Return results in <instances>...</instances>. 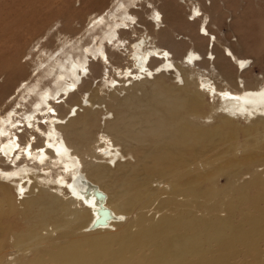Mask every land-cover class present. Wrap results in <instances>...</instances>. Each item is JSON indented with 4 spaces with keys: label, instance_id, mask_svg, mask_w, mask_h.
Here are the masks:
<instances>
[{
    "label": "bare ground",
    "instance_id": "bare-ground-1",
    "mask_svg": "<svg viewBox=\"0 0 264 264\" xmlns=\"http://www.w3.org/2000/svg\"><path fill=\"white\" fill-rule=\"evenodd\" d=\"M93 1L0 58V264H264V74L220 39L225 1ZM225 169L233 194L186 212Z\"/></svg>",
    "mask_w": 264,
    "mask_h": 264
},
{
    "label": "rangeland",
    "instance_id": "rangeland-1",
    "mask_svg": "<svg viewBox=\"0 0 264 264\" xmlns=\"http://www.w3.org/2000/svg\"><path fill=\"white\" fill-rule=\"evenodd\" d=\"M223 1L226 3V8H224V10L220 8L215 9L217 12H221L224 14V17H226L225 20L223 19L224 26L222 24V32H219L220 39L226 44L233 43L234 51L236 53H240L244 56L254 59V67L250 75L252 78L257 77L262 79V75L264 74V0ZM161 2V0H158L157 4H160ZM178 3L183 5L182 7L185 13L190 11V6L185 3V0H178ZM96 9H98V6L95 5V2H92V0H0V58L2 61H8L13 57L20 58L17 55V51L25 46V40H28L29 36H31V33H42L46 26H48V29L51 28L52 30H55L56 27L62 29L64 25H68L69 21L73 20L75 22L81 19L83 20L87 14ZM207 23L205 25H207ZM53 27H55V29H53ZM124 30L127 29H121L119 32ZM203 30H207V28L205 27V29H203V25H201L199 32H201L203 35H208V32ZM119 32L117 33V39L121 38ZM21 36L24 39H22L23 41L21 40ZM181 37L179 36V38ZM105 55L107 57L106 50ZM169 55H172L170 59L176 63H179L173 57L171 52ZM184 58H182V61ZM202 59L203 57L199 59V61L194 62H200ZM148 61H150V59ZM150 64L151 63L147 64V66ZM176 68L177 67H175V69L169 70L172 72L175 70L174 73H176L178 72ZM3 77L4 75L1 76L0 82L3 80ZM80 84L81 83L79 82L76 88H78ZM93 86H96V82ZM73 91H75V89ZM122 91L123 95H121V92H119V95L128 98L130 93L125 90ZM63 95H66V93H63L60 96L63 97ZM210 99L212 102V98ZM0 104H2V102ZM152 124L154 123H151V126L148 127L150 128L149 130L151 133V129L156 130L165 126L168 127L169 125V123L165 121H158L156 124ZM246 124L247 122L243 123L242 125L244 126ZM144 127L145 123H141L138 125L137 129L144 131ZM231 134L232 137L230 140L227 142L219 140L218 144L215 146L214 152L207 154V156H213L210 158V161H212L213 166L216 168L222 164L225 167V163L228 161V155L226 154L231 144L241 145L245 140V135L242 130L239 131L238 135H236V133ZM256 138H259V140L262 141L261 146L264 147L262 135L259 134L256 136ZM252 139L253 138L250 137L249 141ZM254 155H256V153ZM204 159H206V157L201 160ZM261 164L262 163H256L255 165L257 166ZM194 165L195 162L192 164V166ZM214 173L215 170L212 171L211 175L213 176ZM232 173L234 172L230 171V169H225V171H223L220 175L213 178L216 189L211 191L209 198H207L203 192L205 187L203 185H200V188L190 192L191 197L188 199L194 198L184 205L183 209L186 212H192L196 215H200L202 212L207 213V210L213 209L215 204L221 203L222 197L226 199L230 197L233 194V191L230 190L234 189L239 182H242L241 179L239 182L233 183L232 179L234 176ZM189 174L191 175L190 172ZM244 177H246V175ZM188 178L189 175L181 170L176 175L175 183L189 184ZM153 185H156V183H153ZM225 185L228 189L227 192L219 193V191ZM17 200H19V198H17ZM156 204L157 201L151 207L145 210L148 216L152 217V209ZM247 208L249 209L250 207ZM171 209H174V207H171ZM218 209L220 210V207ZM157 216H155V220L158 218ZM238 218H240L239 215ZM23 228V222L18 221L16 224V229L21 230ZM49 230H51V228H49ZM4 240L8 243L10 251H12L11 247L13 246L14 242L5 237Z\"/></svg>",
    "mask_w": 264,
    "mask_h": 264
}]
</instances>
